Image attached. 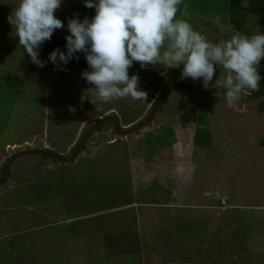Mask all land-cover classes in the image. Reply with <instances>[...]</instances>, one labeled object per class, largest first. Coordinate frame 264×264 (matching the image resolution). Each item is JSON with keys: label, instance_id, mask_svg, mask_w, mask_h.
Masks as SVG:
<instances>
[{"label": "rangeland", "instance_id": "374dc122", "mask_svg": "<svg viewBox=\"0 0 264 264\" xmlns=\"http://www.w3.org/2000/svg\"><path fill=\"white\" fill-rule=\"evenodd\" d=\"M18 3L0 0V35L16 36L7 17ZM194 8L186 17L178 8L177 18L212 43L231 37L227 17ZM94 14L83 0H62L55 16L64 27L54 34L65 41L68 18ZM239 20L244 35L264 34L258 17L244 13ZM39 59L46 62L40 53ZM147 68L200 93L224 90L227 75L216 69L205 89L202 79H181V68ZM81 73L54 70L47 62L38 67L19 44L11 51L0 43V171L18 153L70 157L101 119L116 118L122 132L138 126L162 94L139 84L154 103H102ZM179 121L188 132L178 129L177 136L193 144L192 154L184 144L175 145L185 156L178 189L180 199L190 192L184 205L173 196L175 155H149L161 129ZM91 134L73 163L40 155L13 162L0 186V264H264V98L229 107L218 92L196 98L176 90L135 134L119 137L111 122Z\"/></svg>", "mask_w": 264, "mask_h": 264}, {"label": "clouds", "instance_id": "9594fccd", "mask_svg": "<svg viewBox=\"0 0 264 264\" xmlns=\"http://www.w3.org/2000/svg\"><path fill=\"white\" fill-rule=\"evenodd\" d=\"M95 14L82 20L75 15L67 20L65 49L49 53L54 70H65L77 53H83L90 71L82 78L92 94L102 103L130 98L133 102L148 101V93L139 88V76L129 75L134 62L141 69L149 65L181 68L180 78L202 79L208 89L216 69L226 72L222 87L229 107L260 91L259 74L264 61V34L251 36L236 32L227 40L210 42L192 28L185 19H178L182 0H83ZM62 0H19L7 19L15 29L19 46L30 61L43 68L39 50L50 41L56 30L64 27L56 18ZM187 6L181 16H188ZM164 74V73H161ZM127 130V129H126Z\"/></svg>", "mask_w": 264, "mask_h": 264}, {"label": "trees", "instance_id": "16d2710c", "mask_svg": "<svg viewBox=\"0 0 264 264\" xmlns=\"http://www.w3.org/2000/svg\"><path fill=\"white\" fill-rule=\"evenodd\" d=\"M194 2L186 3L185 0H182V3L178 6V8H184L185 5L187 6V9H191L193 7H196L195 12H207L210 14H217L223 17H227V22L230 24V34L233 35L236 32H240L244 34L245 32H242V22L239 19H244V13H248L251 16H256L262 22L264 23V0H202L203 3L198 4L197 0H194ZM244 4L247 6L244 7ZM192 5V6H191ZM186 9V10H187ZM243 21V20H242ZM197 26V25H196ZM0 43H4L11 51L15 49V47L19 44L18 43V37L15 36L13 38L6 37L4 35H0ZM65 41L55 34L52 35V38L50 41H46L41 46L39 53L46 59V62L48 66L53 65L52 62L48 60L49 53L53 51L56 48H59L61 51H66L65 49ZM77 56L78 53H77ZM62 68L64 69H71L76 70L79 72L83 71H90L88 69L87 63L84 59V57L79 56V59H73L66 65H62ZM136 74L139 76V84H145L147 86L152 87L155 91L161 92L162 94L157 98L155 101V107L150 112L149 119L146 120L144 123L139 124L138 126H133L131 128H128L124 132L120 131L119 124L117 122L116 118L109 117L105 119H101V122L98 126L90 128L85 134L82 136V140L79 142L77 146L74 147L73 151L71 152L70 157H62L58 156L56 154H52L45 150H33L28 151L24 153H18L15 154L13 157L9 158L4 162L3 167L0 171V186L4 185L7 180L10 177V167L13 164V162L18 159L20 156H35L40 155L42 157H45L46 159H52L53 162H60L62 164H69L73 163L76 158L79 156L80 152L84 149V140L90 139L91 133L98 132L102 127L107 126L110 122L113 123V129L115 131V135L119 137H127L128 135L135 134L139 129L143 128L149 121L152 119L153 115L156 112V106L157 104L167 95L170 93L176 91V90H184L186 93L193 97H205L213 94L214 92L221 93L225 95L226 90H213L208 91L204 93H200L197 91H194L190 89L185 84H170L168 83L164 77L160 75V73L153 72L146 69H141L139 63L134 62L133 66L129 69V75ZM259 74L261 75L262 79L260 81V91L253 93L251 96H248L241 100V103H247V102H255L257 100L264 98V61H261L260 67H259ZM87 109L91 112L93 111L90 106H87Z\"/></svg>", "mask_w": 264, "mask_h": 264}, {"label": "crops", "instance_id": "0c3cea01", "mask_svg": "<svg viewBox=\"0 0 264 264\" xmlns=\"http://www.w3.org/2000/svg\"><path fill=\"white\" fill-rule=\"evenodd\" d=\"M197 13H199V12H197ZM196 114V113H195ZM194 114V115H195ZM191 119V118H190ZM197 126H198V122H196V120H195V122H194ZM199 127V126H198ZM161 128H162V126H161ZM186 128H187V125H186V122H180L179 121V123L177 122L176 124H174L172 127L170 126V125H166L165 127H163L162 129H161V134H157V135H161L162 136V138H160L159 140H157V144L155 145L156 146V150H153V153H151V154H149L151 157H152V159H154V158H156V156H157V158L162 154V156L164 157V156H168V154L169 153H171V155L174 157V155H175V157L177 158V160L179 161V163H178V161L176 162V160H175V163L177 164L176 166H177V168H178V170H179V174L175 177L176 178V185L177 186H175L176 188L174 189V191H173V196H174V198L176 199V201H178V202H182L181 200L182 199H184V198H186L187 199V197H188V194H190V192L187 194L186 193V195L185 194H183V198L182 199H180L179 198V195H180V192L178 191V189H179V187H180V181H179V176H180V173L182 172V168L184 167V165H182V163L185 161V156H179V154L176 152V148H175V145L177 144V143H179V144H184V148L186 147V150H187V152H189L190 151V154H192V150H193V144H192V139H185V138H179L178 136H177V131H178V129H179V131H180V133L181 134H187V132H188V130H186ZM198 130L199 129H197V132H195L194 130H192V133L193 134H198ZM195 132V133H194ZM145 137V136H144ZM197 139L199 140V142H200V140H201V138H198V135H197ZM261 144V143H260ZM262 145V144H261ZM263 147H264V145H262ZM128 147V146H127ZM127 147H125V148H127ZM129 148H130V146H129ZM148 148V147H147ZM151 149H153V148H151ZM170 151H172V152H170ZM190 154H188V155H190ZM177 155V156H176ZM183 155V154H182ZM191 156V155H190ZM189 156V157H190ZM182 162V163H181ZM183 175H185V171L183 170ZM170 179V178H169ZM172 189V188H171ZM184 193V192H183ZM186 196V197H185ZM191 201V200H190ZM261 201H263V200H261ZM185 202H187V201H184V202H182L181 203V205H184V203ZM179 203V204H180ZM188 203V202H187ZM190 203V202H189ZM180 205V206H181ZM179 206V207H180ZM142 209H143V207H142ZM155 212H156V210H155ZM158 217V216H157ZM136 226L138 227V224H136Z\"/></svg>", "mask_w": 264, "mask_h": 264}]
</instances>
